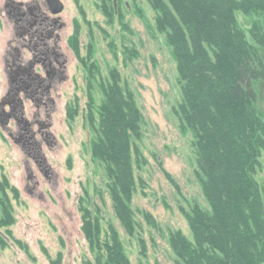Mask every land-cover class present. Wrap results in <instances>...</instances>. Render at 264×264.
I'll list each match as a JSON object with an SVG mask.
<instances>
[{
  "label": "rangeland",
  "instance_id": "374dc122",
  "mask_svg": "<svg viewBox=\"0 0 264 264\" xmlns=\"http://www.w3.org/2000/svg\"><path fill=\"white\" fill-rule=\"evenodd\" d=\"M62 1L71 80L62 88L54 116L57 146L45 151L54 173L48 179L33 166L40 182L34 188L25 169V155L0 127V219L7 203L14 216L13 223L0 226L7 237L0 248V262L96 264L100 248L97 241L92 245L84 224L86 218L95 221L99 217L101 245L116 229L133 264H176L169 232L181 230L191 237L180 206H188L186 199L198 200L206 207L207 202L194 174L196 156L191 138L180 133L173 116L181 90L164 38L152 35L149 25H155V12L148 0H115L112 19L105 13L107 8L112 10V0ZM239 20L250 26L245 16L239 15ZM6 36L7 32L0 30V99L6 86L1 62ZM262 53L264 56V49ZM114 69L121 74L123 89L134 93L145 117V136L138 144L146 163L138 174L147 186L139 187L134 200V208L141 211L137 215L143 226L139 237L145 240V249L139 238L132 239L123 231L104 182L105 166L92 153L96 133L90 113L102 105V83L111 80ZM255 86L256 107L264 119V80ZM164 170L175 178L179 189ZM257 179L264 191V156ZM86 210L94 212L92 218ZM142 211L151 215L154 226Z\"/></svg>",
  "mask_w": 264,
  "mask_h": 264
},
{
  "label": "trees",
  "instance_id": "16d2710c",
  "mask_svg": "<svg viewBox=\"0 0 264 264\" xmlns=\"http://www.w3.org/2000/svg\"><path fill=\"white\" fill-rule=\"evenodd\" d=\"M148 2L156 15L155 25H149L152 35L164 38L176 64L181 95L173 116L180 133L191 138L194 174L207 202L206 207L186 199L188 206H180L191 237L181 230L169 232L175 262L264 264V191L257 179L264 156V119L256 107L255 86L264 80V0ZM105 13L115 17V0ZM239 15L250 26H243ZM121 81L114 69L111 80L102 83L105 98L90 113L96 133L92 153L105 166L104 182L123 231L139 238L145 249L146 242L139 237L141 211L134 208L139 187L147 186L138 174L146 163L138 144L145 136V117L134 93L123 89ZM164 171L179 189L175 178ZM3 207L0 226H8L14 221L12 208L8 203ZM86 213L91 218L94 214ZM142 213L154 226L151 215ZM86 219L84 230L92 245L97 241L100 248L96 264H133L121 233L113 230L101 245L99 217ZM6 242L0 230V248Z\"/></svg>",
  "mask_w": 264,
  "mask_h": 264
},
{
  "label": "flooded vegetation",
  "instance_id": "af4514ba",
  "mask_svg": "<svg viewBox=\"0 0 264 264\" xmlns=\"http://www.w3.org/2000/svg\"><path fill=\"white\" fill-rule=\"evenodd\" d=\"M64 9L62 0H0V30L7 32L0 127L25 155L34 188L40 182L33 166L48 179L54 173L45 151L57 146L54 116L62 88L71 80Z\"/></svg>",
  "mask_w": 264,
  "mask_h": 264
},
{
  "label": "water",
  "instance_id": "95a60500",
  "mask_svg": "<svg viewBox=\"0 0 264 264\" xmlns=\"http://www.w3.org/2000/svg\"><path fill=\"white\" fill-rule=\"evenodd\" d=\"M63 9V5L61 4V7L59 8L58 12L61 11Z\"/></svg>",
  "mask_w": 264,
  "mask_h": 264
}]
</instances>
